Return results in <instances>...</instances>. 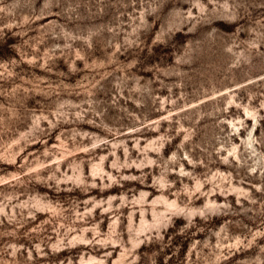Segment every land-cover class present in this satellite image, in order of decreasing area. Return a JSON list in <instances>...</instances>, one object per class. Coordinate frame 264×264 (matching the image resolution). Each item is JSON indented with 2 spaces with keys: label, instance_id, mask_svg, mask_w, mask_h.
I'll list each match as a JSON object with an SVG mask.
<instances>
[{
  "label": "rangeland",
  "instance_id": "374dc122",
  "mask_svg": "<svg viewBox=\"0 0 264 264\" xmlns=\"http://www.w3.org/2000/svg\"><path fill=\"white\" fill-rule=\"evenodd\" d=\"M0 264H264V0H0Z\"/></svg>",
  "mask_w": 264,
  "mask_h": 264
},
{
  "label": "bare ground",
  "instance_id": "6f19581e",
  "mask_svg": "<svg viewBox=\"0 0 264 264\" xmlns=\"http://www.w3.org/2000/svg\"><path fill=\"white\" fill-rule=\"evenodd\" d=\"M172 204V203H171Z\"/></svg>",
  "mask_w": 264,
  "mask_h": 264
}]
</instances>
